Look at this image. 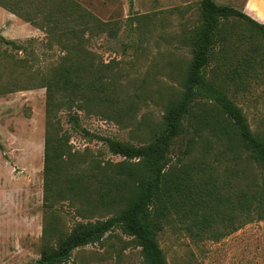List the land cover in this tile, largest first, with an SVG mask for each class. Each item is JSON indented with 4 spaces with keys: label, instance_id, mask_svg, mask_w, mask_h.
Segmentation results:
<instances>
[{
    "label": "trees",
    "instance_id": "trees-1",
    "mask_svg": "<svg viewBox=\"0 0 264 264\" xmlns=\"http://www.w3.org/2000/svg\"><path fill=\"white\" fill-rule=\"evenodd\" d=\"M0 6L46 31L64 51L57 65L34 71L25 82L0 80V93L47 90L44 203L49 214L37 264H65L75 249L117 228L141 247L145 264H170L159 233L174 219L191 236L213 240L264 219V132L252 129L230 88L264 79V22L241 8L200 0L199 22L185 41L193 57L181 92L165 102L161 130L135 145L84 129L123 157L115 162L74 149L59 113L66 111L79 128L77 110L122 101L118 80L106 75L85 46L87 34L116 36V26L73 0H0ZM0 42L22 49L2 33ZM181 137L185 148L174 162V144ZM62 203L77 218L69 232L55 208Z\"/></svg>",
    "mask_w": 264,
    "mask_h": 264
},
{
    "label": "rangeland",
    "instance_id": "rangeland-1",
    "mask_svg": "<svg viewBox=\"0 0 264 264\" xmlns=\"http://www.w3.org/2000/svg\"><path fill=\"white\" fill-rule=\"evenodd\" d=\"M73 1L116 26V36L87 34L85 46L106 75L118 80L122 101L77 110L79 128L63 110L61 123L74 149L99 152L102 159L117 162L123 157L102 141L90 139L84 129L135 145L147 143L154 130H161L165 102L181 92L193 57L185 41L199 22L200 0ZM215 1L264 21V0ZM8 14L0 6V33L22 49L0 42V80L25 82L34 71H47L61 61L64 51L46 31L19 16L13 23ZM250 83L241 88L230 84L231 95L252 129L264 132V79ZM46 95L45 87L0 93V264H35L45 247ZM185 140L181 137L174 144V162L182 155ZM55 208L62 217L60 225L69 232L77 222L73 208L68 203ZM159 241L170 264H264V219L250 221L219 240L193 237L174 219L159 233ZM65 264L145 263L141 247L117 228L101 241L75 249Z\"/></svg>",
    "mask_w": 264,
    "mask_h": 264
},
{
    "label": "crops",
    "instance_id": "crops-1",
    "mask_svg": "<svg viewBox=\"0 0 264 264\" xmlns=\"http://www.w3.org/2000/svg\"><path fill=\"white\" fill-rule=\"evenodd\" d=\"M2 7V6H1ZM3 8V7H2ZM5 11H7L5 8H3ZM9 14V16L11 17V20H12V22L14 23V21L16 20V18H18V16L17 15H15V14H13V13H11V12H9V11H7ZM9 17V18H10ZM19 19V18H18ZM260 22H264V21H260Z\"/></svg>",
    "mask_w": 264,
    "mask_h": 264
},
{
    "label": "water",
    "instance_id": "water-1",
    "mask_svg": "<svg viewBox=\"0 0 264 264\" xmlns=\"http://www.w3.org/2000/svg\"><path fill=\"white\" fill-rule=\"evenodd\" d=\"M35 264H37V261L35 262Z\"/></svg>",
    "mask_w": 264,
    "mask_h": 264
}]
</instances>
